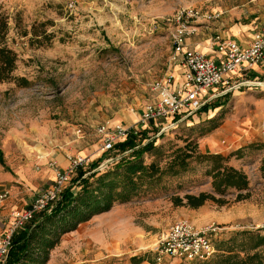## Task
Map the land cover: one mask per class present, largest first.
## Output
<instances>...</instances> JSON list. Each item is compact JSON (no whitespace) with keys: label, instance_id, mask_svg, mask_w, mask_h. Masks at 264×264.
<instances>
[{"label":"rangeland","instance_id":"rangeland-1","mask_svg":"<svg viewBox=\"0 0 264 264\" xmlns=\"http://www.w3.org/2000/svg\"><path fill=\"white\" fill-rule=\"evenodd\" d=\"M182 9L195 17L179 20ZM220 11L234 20H264V0H0V15L7 17L2 43L17 55L15 78L0 81V185L9 187L10 199H32L70 157H85L83 170L96 161L95 169L103 170L118 159L116 149H102L99 126L138 124L155 99L153 81L173 73L171 33L186 23L194 29L187 37H202L218 18L205 15ZM233 91L204 104L216 108L202 105L173 127L152 125L135 135L145 130L142 142H154L146 163L164 165L185 139L201 153L228 157L247 175L246 199L234 201L236 190L229 189L224 205L174 206L172 195L211 189L208 163L191 160L179 175L162 177L64 233L45 264L188 263L156 259L163 235L178 220L196 228L214 223L213 244L237 231L264 238V93ZM70 188L71 195L79 190ZM257 250L264 255V239Z\"/></svg>","mask_w":264,"mask_h":264},{"label":"trees","instance_id":"trees-1","mask_svg":"<svg viewBox=\"0 0 264 264\" xmlns=\"http://www.w3.org/2000/svg\"><path fill=\"white\" fill-rule=\"evenodd\" d=\"M6 28L7 17L0 15V81L15 78L13 70L17 61L16 53L2 43ZM21 80L25 82V79ZM218 105L206 104L202 108H216ZM140 134L141 138H138L129 133L124 140L113 145L112 148L121 155L107 168L95 169L98 161L92 163L89 169L83 170L79 166L76 177L63 190L60 200L51 210L37 213L13 235L3 264H45L49 251L64 233L75 230L92 216L108 211L114 203L130 200L162 177L179 175L187 169L191 160L208 163L205 174L211 178V189L197 194L172 195L174 206L196 209L207 201L224 205L228 202L225 195L229 189L236 190L234 201L249 196L247 175L228 164V157L220 153H201L195 142L185 139L164 165L154 161L146 163L144 154L155 149V145L153 140L142 142L145 130ZM260 169L264 173V163ZM74 184L79 186V190L71 195L70 186ZM263 239L256 232L237 231L228 239L214 243L216 253L209 259L179 264H264V255L257 250ZM218 250L220 252L217 253ZM133 260L134 263L142 261L140 257H133Z\"/></svg>","mask_w":264,"mask_h":264},{"label":"built area","instance_id":"built-area-1","mask_svg":"<svg viewBox=\"0 0 264 264\" xmlns=\"http://www.w3.org/2000/svg\"><path fill=\"white\" fill-rule=\"evenodd\" d=\"M217 16L218 14L205 15L208 19ZM191 17H195V14L184 9L177 13L179 20ZM193 30L191 26L182 23L171 33L172 60L181 67L180 78L176 80L170 73L153 81L150 89L155 99L145 104L138 124L100 125L98 132L104 135L103 150H110L116 142L125 139L129 133L136 134L140 128L153 125L164 130L173 127L182 117L192 115L202 105L228 91L242 87L264 89V80L261 79L232 81L233 73L245 72L254 65L264 67V25L254 32L251 42L247 45H240L232 39L216 35L213 39L215 57L186 45L187 35ZM85 163V157H70L67 166L56 172L49 186L38 192L27 206L9 211L8 219L0 230V264L7 259L13 235L37 213L50 211L60 200L72 174ZM10 194L8 187L0 188V203ZM217 230L218 227L214 223L196 228L189 221L178 220L172 223L163 235L156 248V259L160 261L163 255L180 261L209 259L216 251L212 236Z\"/></svg>","mask_w":264,"mask_h":264},{"label":"crops","instance_id":"crops-1","mask_svg":"<svg viewBox=\"0 0 264 264\" xmlns=\"http://www.w3.org/2000/svg\"><path fill=\"white\" fill-rule=\"evenodd\" d=\"M211 13H215V12H211ZM217 14H218V18L211 22V27L206 26L207 33H203L202 37L189 36L186 38V45L189 48H195L201 50L202 52L207 53L212 57H215L216 53H214L213 50V39L216 35H219L222 38L232 39L240 45H247L251 42L254 32L264 25V20L262 19L259 20V17L256 15L254 16L252 15L249 18H245L243 20H234L230 16L220 15L221 11L218 12ZM172 74L175 76L176 80L180 78L181 67L178 66V64H175ZM241 79L264 80V67L254 65L252 68H250L245 72L232 74V81H238ZM243 91H250V93L252 94L255 93L257 94L260 92L264 93V89L258 87H242L239 90L233 91V93H242ZM229 92L230 91H228V93ZM130 125L132 124H128V126ZM50 183L51 182H49L45 187L49 186ZM2 187H8V186L0 185V188ZM45 187H43L42 189H44ZM42 189H40L39 192ZM13 194L15 193L13 192ZM32 199H28V201L24 200L23 202H20L13 198L10 199L9 197L3 203H0V230L3 229L4 224L8 219L7 217L9 211L15 208H22L27 206L32 201Z\"/></svg>","mask_w":264,"mask_h":264}]
</instances>
